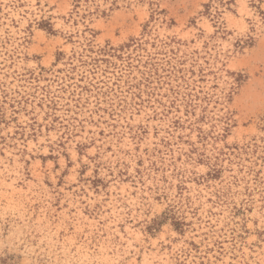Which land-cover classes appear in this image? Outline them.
I'll return each mask as SVG.
<instances>
[{
  "label": "rangeland",
  "instance_id": "obj_1",
  "mask_svg": "<svg viewBox=\"0 0 264 264\" xmlns=\"http://www.w3.org/2000/svg\"><path fill=\"white\" fill-rule=\"evenodd\" d=\"M0 264H264V0H0Z\"/></svg>",
  "mask_w": 264,
  "mask_h": 264
}]
</instances>
